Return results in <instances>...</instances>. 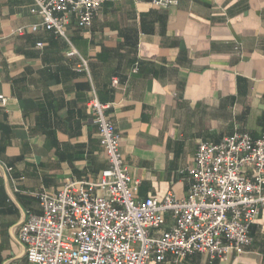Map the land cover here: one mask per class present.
<instances>
[{
  "label": "crops",
  "instance_id": "obj_1",
  "mask_svg": "<svg viewBox=\"0 0 264 264\" xmlns=\"http://www.w3.org/2000/svg\"><path fill=\"white\" fill-rule=\"evenodd\" d=\"M32 3L0 0V264H31L18 230L39 193L107 166L92 95L107 105L137 199L183 197L199 142L264 131V0H105L88 28L68 17V41ZM249 236L241 255L151 264H264V206Z\"/></svg>",
  "mask_w": 264,
  "mask_h": 264
},
{
  "label": "built area",
  "instance_id": "obj_2",
  "mask_svg": "<svg viewBox=\"0 0 264 264\" xmlns=\"http://www.w3.org/2000/svg\"><path fill=\"white\" fill-rule=\"evenodd\" d=\"M104 1L33 0L30 12L68 41V17L88 28ZM152 3L168 7L175 0ZM75 53L72 48L68 55ZM86 106L107 166L94 179H68L55 193L38 194L39 212L27 211L18 230L29 263L151 264L167 254H201L212 262L245 253L249 228L264 206V131L257 138L234 132L218 143L199 142L183 197L168 192L137 199L107 105L92 95Z\"/></svg>",
  "mask_w": 264,
  "mask_h": 264
}]
</instances>
